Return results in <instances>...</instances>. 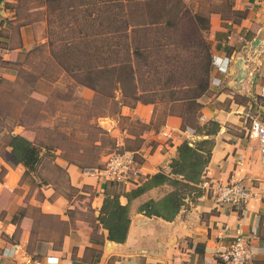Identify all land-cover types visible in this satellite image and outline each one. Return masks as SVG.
Masks as SVG:
<instances>
[{"label": "crops", "instance_id": "crops-1", "mask_svg": "<svg viewBox=\"0 0 264 264\" xmlns=\"http://www.w3.org/2000/svg\"><path fill=\"white\" fill-rule=\"evenodd\" d=\"M18 1L0 0L1 63H16L24 51L46 44H40L43 37L37 34L31 23L18 21ZM186 2L194 4L195 9L200 8L209 20V29L204 36L212 53V74L209 91L200 99L204 115H200L199 120L219 124L216 135H195L199 140L211 139L214 142L200 184L201 195L187 196L176 218L167 222L136 214L139 204L162 195L161 188L152 189L132 202L126 241L117 244L105 240L101 247H94L90 242L92 230L89 221L76 219L79 210L77 202L68 201L49 188V184H43L40 200L25 204L24 198L28 191L16 194L5 182V189L0 184V192L4 191L6 195H0V211L5 212L0 219V264H220L213 255L214 251L227 246L237 232L249 239L256 253V264H264V172L259 162L257 168L248 165V127L242 116L245 107L235 105L233 101L228 110L215 106L232 100L227 88L239 90L248 81L252 85L256 82L261 84L257 96L263 98L264 102V0ZM35 43L37 45L34 46ZM214 63L224 72L218 71ZM240 76L242 79L238 81ZM219 89L224 90L215 91ZM210 93L213 94L211 98ZM155 106L137 104L133 109L122 107L123 115L135 118L146 126L143 140L150 151L140 166L142 176L160 170L168 172V164L175 158L177 147L184 141L186 134H190L188 130L181 129L182 120L177 116L163 118L162 114V120L158 122L160 118ZM98 126L106 131L105 127H110V133L119 138L120 131L111 123ZM103 161L102 157L99 162ZM54 164L65 171L69 186L78 195L84 196L89 203L87 211L93 210L94 217H97L107 186L95 176L82 173L76 166L66 163L60 155H57ZM1 167L8 170L6 164L0 163ZM230 179L240 180L254 195L246 207L240 210L230 211L216 206L207 187H203L205 183H226ZM135 187L124 188L128 191ZM10 195L14 196L13 203ZM7 197L8 200H5ZM2 199L5 200L3 203ZM119 201L126 204L123 197ZM28 210L55 218L62 225L59 237L55 239L54 233L48 228L43 230L37 227L35 231L34 220L27 214ZM14 215H18L16 224L12 223ZM225 226L228 230L223 233L222 228ZM43 232L44 236L38 237ZM103 236L106 239L105 231ZM97 253L98 257H95Z\"/></svg>", "mask_w": 264, "mask_h": 264}, {"label": "trees", "instance_id": "trees-1", "mask_svg": "<svg viewBox=\"0 0 264 264\" xmlns=\"http://www.w3.org/2000/svg\"><path fill=\"white\" fill-rule=\"evenodd\" d=\"M34 1L33 10H41L46 23L47 41L45 45L23 52L24 59L37 52L44 53L46 48L48 57L42 63L40 79L57 82L51 78L55 69L74 85L91 89L102 111L90 119L101 117L107 110L106 103L114 115H120L122 107L133 109L137 104H160L166 108L163 118L179 117L183 131L208 137L217 134V122L200 125L196 121L202 109L200 99L209 91L212 74V53L204 36L209 20L200 8L195 9L194 4L186 0ZM18 8L19 1L16 10ZM5 63L17 65V62ZM18 65L20 79L24 75L23 80L27 81L33 71L20 62ZM78 77L83 80H77ZM116 91L120 101L114 99ZM94 128L98 131L94 139L86 136L71 140L70 135L59 133L61 139L64 135L67 137L70 149L65 146L67 143L34 144L22 135H10L6 144L8 161L21 165L27 175L40 164L43 149L57 150L66 163L82 173L91 172L101 166L99 154L104 150V143L113 148L115 144L106 130L97 124ZM213 145L211 139L195 141L193 146L183 141L168 164V172L160 170L152 175H140L136 187L128 191L115 192L112 189L116 185L105 184L99 214L89 221L92 245L101 247L105 240L123 244L130 226L132 202L152 189L161 188L162 195L139 204L136 214L173 221L187 196L201 195L200 184ZM122 151L127 150L116 152ZM142 162L140 160L139 165ZM57 169L63 171L58 166ZM120 197L126 204L120 203ZM17 216L14 215L12 223L16 224Z\"/></svg>", "mask_w": 264, "mask_h": 264}, {"label": "rangeland", "instance_id": "rangeland-1", "mask_svg": "<svg viewBox=\"0 0 264 264\" xmlns=\"http://www.w3.org/2000/svg\"><path fill=\"white\" fill-rule=\"evenodd\" d=\"M34 7V0H19V8L16 15L18 21L29 22L33 25L32 28H35L37 34L42 35L43 38L39 42L43 44L47 41L46 23L41 15V10H33ZM47 52L45 48L44 53L37 52L27 59H24L23 54L19 56L18 62L33 71V75L27 77V81L23 80L24 75H21L20 79L18 72L21 67L18 65V62L17 65L13 66L0 62V75H2L0 76V109L3 110L0 112V163L6 164L8 167V170L3 168L4 166L0 169V184L6 182L10 188H13V192H16V194L28 191L24 198L25 204H28L31 200H40L43 184H49V188H53L57 195L65 197L68 201L73 200L74 203H78L77 220L90 221L95 212L87 211L88 201L84 199V196L78 195L69 186V179L65 171L57 169V166L54 164L57 155H61L60 151H46L43 149L41 151L40 164L35 171L24 175L25 170L21 169V165L8 161L9 149L6 147V144L8 143L9 136L22 135L34 142V144L50 143V141L57 144L67 143L65 146L70 149V146H68L69 140L65 139L69 135L71 136V140L86 136L94 139L98 136V131L94 128L95 124L98 123V125L104 126L111 123L115 129L120 131V135L119 138L114 137L110 133V127H105L107 129V136L115 141V144L113 148L105 142L104 150L99 154V160L117 150H135L136 158L139 162L140 160L144 161L146 153L150 151V148L146 147V143L143 140V136L146 134V126L135 118L123 115L122 108L120 115L112 114L109 110L110 108H108V103H106L107 110L103 112L101 117L90 119V116L102 111V105H98V102L94 101L95 93L93 91L79 85L75 86L71 82L72 80L67 78L65 74L55 69L51 72V78L58 80L57 82L52 83L50 80L42 81L40 79V73L43 68L42 63L48 57ZM77 80L82 81L83 79L78 77ZM8 83L11 85L9 86ZM243 84H246L245 87L239 90L227 88L226 91L229 92L232 100H226L222 104H216L215 106L228 110L231 101L235 105L244 106L245 110L242 116L248 127L251 119L260 114L258 106L262 103L263 98L257 96L258 86L261 85L259 82H256L254 85L250 81ZM223 90L219 89L215 91L221 92ZM212 96L213 94L210 93L209 97L211 98ZM114 99L116 101L121 100L119 92L116 91L114 93ZM155 105L156 113L160 118L157 121L160 122L166 108L164 105ZM200 115H204V109H201ZM196 121L200 125L206 122L204 120L200 121L199 118ZM158 122L154 123V127L157 126ZM59 133L65 134L67 137L64 135V138L61 139ZM183 140L193 144L199 140V137L191 135L190 132V134H186ZM138 141L142 142L139 143ZM246 142L249 146L247 155L248 165L250 168H257V145L247 136ZM138 146L140 149H138ZM9 170L11 171L9 172ZM8 172L9 174L6 176ZM112 190L121 193L125 188L115 186ZM2 194L5 195V192H0V195ZM9 197L12 199L11 203H13L14 196L10 195ZM5 200H8V197ZM4 214L3 210L0 211V219L3 218ZM27 214L34 220L35 231H37V227L43 230L48 228L50 232L54 233L55 239L61 234L62 225L55 218L44 217L38 212L30 210L27 211ZM44 233L38 237H43Z\"/></svg>", "mask_w": 264, "mask_h": 264}, {"label": "built area", "instance_id": "built-area-1", "mask_svg": "<svg viewBox=\"0 0 264 264\" xmlns=\"http://www.w3.org/2000/svg\"><path fill=\"white\" fill-rule=\"evenodd\" d=\"M214 65L218 71L224 72L218 64L214 63ZM259 112L260 114L251 119L247 128V137L257 145L259 167L264 172V102ZM140 166L135 152H113L104 157L100 168L86 174L95 176L103 184L126 187L138 183L141 175ZM1 185L2 188H6L4 183ZM203 187H207L208 194L216 206L225 207L230 211L246 207L254 197L251 189L237 179H230L226 183H205ZM227 230V226L222 228L223 233ZM255 254L249 239L237 232L227 246L216 249L213 255L220 264H256Z\"/></svg>", "mask_w": 264, "mask_h": 264}, {"label": "water", "instance_id": "water-1", "mask_svg": "<svg viewBox=\"0 0 264 264\" xmlns=\"http://www.w3.org/2000/svg\"><path fill=\"white\" fill-rule=\"evenodd\" d=\"M242 79V76L238 77V81H240ZM189 146H193L192 143H189Z\"/></svg>", "mask_w": 264, "mask_h": 264}]
</instances>
